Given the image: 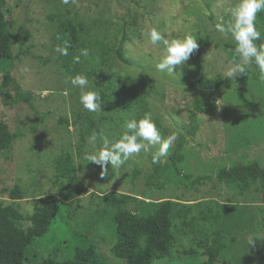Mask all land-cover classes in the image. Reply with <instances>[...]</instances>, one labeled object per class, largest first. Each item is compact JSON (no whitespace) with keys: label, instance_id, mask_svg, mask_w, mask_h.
<instances>
[{"label":"rangeland","instance_id":"obj_1","mask_svg":"<svg viewBox=\"0 0 264 264\" xmlns=\"http://www.w3.org/2000/svg\"><path fill=\"white\" fill-rule=\"evenodd\" d=\"M238 0H6V19L13 31L29 30L24 41L13 40L3 62L14 81L4 87L0 74V118L13 135L11 147L0 159V201L14 204L29 218L40 198H59L53 178V161L62 153L73 154L77 179L84 187L79 199L62 206L61 218L43 237L27 249L25 264H37L49 257L67 261L78 247H95L103 264H127L114 256L116 243L115 210L105 205L103 196L113 192L138 198L130 208L138 215L151 214L161 202L171 199L174 246L167 258L155 264H205L207 257L198 239L177 217L182 204L199 211L212 207L222 211L218 228L235 241L216 264H260L264 258V193L260 181L249 188L229 179L234 167L250 163L264 167V80L253 63L247 73L233 79L224 74L241 63L231 35L220 34L215 25L226 23ZM78 24L82 38L72 57L55 51L58 35L67 19ZM256 26L264 31V11L256 16ZM156 27L166 38L191 34L208 40L169 77L155 67L162 45H151L142 30ZM122 46L127 63L116 57ZM226 44L234 46L227 49ZM88 55H81L82 50ZM233 53L237 58L231 57ZM80 55V63L73 57ZM82 74L89 89L108 94L98 112H87L79 102L80 89L70 78ZM195 79H222L230 87L199 89ZM12 104H7L5 98ZM150 115L162 141L175 134L162 163H153L143 151L125 165L101 178L99 166L83 160L92 150L89 137L102 132L110 142L125 131V122ZM43 118V119H42ZM67 119L69 123H64ZM157 149L159 146H156ZM156 150V149H153ZM178 156L175 170L169 157ZM155 164L166 165L163 181L168 188L150 193L145 182ZM227 173L219 179L217 173ZM179 173V174H177ZM209 176L194 187L184 186L197 176ZM229 179V180H228ZM18 188L23 198L12 192ZM196 213H193V216ZM191 215L192 218L193 217ZM188 218V219H189ZM28 230L31 221H20ZM249 237L256 242L249 245ZM187 252L198 256L193 262Z\"/></svg>","mask_w":264,"mask_h":264},{"label":"trees","instance_id":"obj_2","mask_svg":"<svg viewBox=\"0 0 264 264\" xmlns=\"http://www.w3.org/2000/svg\"><path fill=\"white\" fill-rule=\"evenodd\" d=\"M6 0H0V74L3 76V86L9 87L14 79L8 69L3 65L8 53H10L13 40L24 41L29 34L26 27L13 31L6 19ZM264 38V31H260ZM58 41L63 46L65 42L69 45V57L78 48V42L82 38L76 21L72 18L64 21L61 32L58 35ZM127 35L124 34L122 40L115 47L116 57L125 63L129 59L125 56L123 42ZM264 42L257 41V43ZM199 46L208 43L206 38L198 39ZM227 49H234V46L226 44ZM233 59L237 57L231 53ZM248 68V66H246ZM191 87L199 89H221L228 88L230 85L222 79H195L189 83ZM100 104L107 99L108 94L100 93ZM7 104H12L8 98H5ZM43 119V118H42ZM64 123H69L63 119ZM13 135L7 125L0 118V159L5 157L7 150L11 147ZM171 165L176 170L178 168V156L172 154L169 157ZM168 171L167 164H155L152 172L149 174L145 185L150 192L160 191L168 188L169 183L163 181V176ZM177 171V170H176ZM227 170L222 169L217 173L219 179H222ZM77 163L72 153L66 152L57 156L53 161V178L59 186V198L43 197L40 198L35 206L34 213L25 218L14 204L3 205L0 201V264H25L27 249L38 237H43L49 233L62 217V206L70 200L79 199L83 194L84 187L77 179ZM179 174V173H177ZM209 176H197L189 183L183 182L184 186L194 187L205 181ZM239 182L240 188H249L257 181L261 183V189L264 193V167L250 163L242 167H234L233 174L229 177ZM228 179V180H229ZM23 198L20 190L16 188L11 196L14 198ZM103 200L106 206L115 210L116 243L112 248L115 257L124 260L127 264H155L158 259L167 258L174 246L175 235L173 233L174 221L171 217L173 208L181 202H175L171 199L165 200L149 215H138L136 211L130 208L131 204L138 202V198H133L127 194L111 193L104 195ZM178 203V204H177ZM192 205L182 204L177 217L181 218L184 228L198 239L197 243L203 249V255L207 257L205 264H216L222 252L228 248L235 238L227 236L218 226L223 217V212L215 211L212 207H204L195 211ZM193 213L196 215L193 216ZM191 215L193 216L192 218ZM189 218V219H188ZM31 221L28 230L18 227L22 220ZM188 261L198 256L195 252H187ZM37 264H103L99 259L95 247L83 245L77 248L73 258L63 261L49 257ZM264 264V258L260 262Z\"/></svg>","mask_w":264,"mask_h":264},{"label":"clouds","instance_id":"obj_3","mask_svg":"<svg viewBox=\"0 0 264 264\" xmlns=\"http://www.w3.org/2000/svg\"><path fill=\"white\" fill-rule=\"evenodd\" d=\"M64 5L74 4L76 0H61ZM264 11V0H238L231 7L230 18L226 23L218 22L215 29L218 33L231 35L235 42V52L241 63L229 69L224 77L233 79L236 74L247 73L246 65L255 64L260 73L261 80H264V38L256 26V16ZM141 35L155 46L162 45L163 52L157 60L155 67L169 77H174L179 67L184 66L190 57L199 49L198 39L191 34H185L177 38H166L165 34L156 27L142 30ZM59 38V37H58ZM69 45L57 46L55 51L62 56H68ZM81 55L87 56L88 51L82 50ZM80 55L73 57L74 63H80ZM73 87L80 89L79 102L87 112H98L101 109L100 96L97 92L89 89V80L85 75L76 74L70 78ZM126 131L115 141L110 142L102 132L93 131L89 137V144L92 150H85L83 160L91 162L100 167L101 178L109 174V165L112 169L121 168L129 158L141 153H150L153 163H162V158L168 154V149L177 139L175 134L167 139H161L160 132L150 115L140 119H129L125 122ZM156 146H159L158 149ZM156 149V150H153ZM256 242L255 238L249 237V245Z\"/></svg>","mask_w":264,"mask_h":264}]
</instances>
